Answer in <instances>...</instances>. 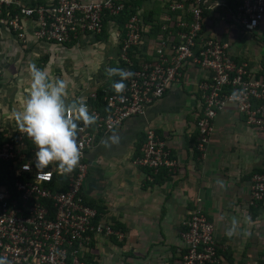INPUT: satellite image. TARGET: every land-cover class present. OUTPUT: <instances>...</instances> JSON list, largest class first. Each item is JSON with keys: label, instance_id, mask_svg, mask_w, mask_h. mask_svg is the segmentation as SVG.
<instances>
[{"label": "built area", "instance_id": "2783aa9c", "mask_svg": "<svg viewBox=\"0 0 264 264\" xmlns=\"http://www.w3.org/2000/svg\"><path fill=\"white\" fill-rule=\"evenodd\" d=\"M132 0H53L49 4L27 5L22 0H0V24L8 26L18 39L25 41L31 33L37 40L65 45L102 32L106 10L117 14ZM218 0H173L161 16L166 38L147 50L146 59L135 50L139 65L134 69L129 51L144 44L142 31L150 26L134 15L126 24L120 57L134 75L125 80V91L104 97V110L92 104L96 90L78 99L97 117L92 126L79 122L78 145L81 158L69 174H61L54 162L48 169L35 167L36 146L20 128L0 145V256L11 264H98L82 258L95 235L116 234L112 224L95 221L96 208L86 203L83 188L90 164L88 151L101 133L111 132L133 116L145 114L147 108L164 96L181 80L184 70L199 66L209 72L199 84L202 107L197 121L195 148L204 157L214 131V120L229 104L245 115L248 125L264 129V76H255L248 62H237L230 42L204 33V8ZM237 4V20L242 27L254 30L264 18V0H230ZM180 12V14H175ZM174 29L176 30L174 32ZM143 47V46H142ZM153 56V58H152ZM3 69L0 66V79ZM123 96V101L120 96ZM136 163L151 169L174 173L178 167L166 141L154 128L146 139ZM264 200V173L251 178L252 204ZM182 238L185 248L173 264H221L215 226L201 208L189 211ZM257 264V263H254Z\"/></svg>", "mask_w": 264, "mask_h": 264}, {"label": "crops", "instance_id": "0c3cea01", "mask_svg": "<svg viewBox=\"0 0 264 264\" xmlns=\"http://www.w3.org/2000/svg\"><path fill=\"white\" fill-rule=\"evenodd\" d=\"M52 1L23 0L25 4H49ZM165 2H162L163 5ZM154 6V0H151L149 7ZM207 9L204 33L230 42L235 60L248 62L250 71L257 72L263 68L264 18L257 27L263 41L254 46L256 57L252 59V55H245L244 44H237L238 36H232V30L239 33L248 30L236 18L237 4L230 0H218L208 5ZM164 13L165 10L160 16ZM80 40V44L76 42L67 47L37 40L28 33L26 40L21 41L8 26L0 24V66L3 69L0 79V128L15 127L9 129L10 133L19 128L14 113L22 110L30 91L31 81L27 76L30 72H8L6 67L13 59L27 57L30 64L36 56L48 54L47 60L39 59L41 63L45 62V66L40 64V69H46L52 80L60 78L68 83V103L94 91H88L83 86L79 88L91 78L89 73L94 65L87 70V77L84 76L83 61L89 63L92 57L88 54L85 59L80 57L78 47L82 46L79 48L82 50L98 44L102 65L107 62V68H118L115 62H119L121 50L120 32L116 27H109V36L105 40L94 41V36ZM93 50L97 55V48L93 47ZM61 52H65L64 58L55 59L53 55ZM69 56H72L77 72L81 70L79 76L71 74L69 67L63 74L59 67H55ZM208 74L204 68L188 66L181 80L150 105L145 114L130 117L119 128L101 133L95 147L88 151L90 168L83 188L84 197L88 202L96 201L97 206L102 208L99 216L103 223L112 224L124 234L122 238L116 234L95 235L90 249L84 250L88 259L98 264H173L175 257L185 248L182 231L188 213L201 208L214 223L218 247L231 253L230 260L222 254L221 264L264 261V200L259 205L251 201L252 175L257 171L264 172V129L248 125L245 115L234 104H229L215 118L214 131L202 157L195 148L197 121L202 107L199 84ZM13 76L18 78L14 88L9 80ZM106 76L104 69L102 85L112 79ZM77 79L79 83L75 82ZM149 128H154L166 141L178 164L176 171L168 172L169 175L162 169L159 174L163 177L159 182L151 178L152 172L148 168L136 163ZM113 134L119 136L118 143L110 140ZM233 217L240 221L242 231L247 235H225ZM118 224L121 229L116 226Z\"/></svg>", "mask_w": 264, "mask_h": 264}, {"label": "clouds", "instance_id": "9594fccd", "mask_svg": "<svg viewBox=\"0 0 264 264\" xmlns=\"http://www.w3.org/2000/svg\"><path fill=\"white\" fill-rule=\"evenodd\" d=\"M30 91L21 111L14 113L15 120L21 132L27 134L36 146L35 167L38 171L48 169L54 162L61 174L71 173L79 164L81 150L78 145L79 122L84 126H92L97 117L89 113L88 106L73 100H66L68 83L60 78L52 80L46 69H40L35 64L30 68ZM109 78L118 76L119 80L112 84L117 94L125 91V80L134 73L123 68H107ZM123 101L124 97L121 95ZM112 143L119 142V136L110 137ZM247 235L242 231L240 221L233 217L225 229L228 237ZM0 264H11L7 257L0 256Z\"/></svg>", "mask_w": 264, "mask_h": 264}, {"label": "trees", "instance_id": "16d2710c", "mask_svg": "<svg viewBox=\"0 0 264 264\" xmlns=\"http://www.w3.org/2000/svg\"><path fill=\"white\" fill-rule=\"evenodd\" d=\"M23 1V0H22ZM151 0H132L126 3L125 7L123 10H121L119 13L117 14H113L110 13L109 10H106L103 16V27H102V32L98 33L94 36V41H102L108 38L109 36V27L112 25L114 27L117 28V30L120 32V42H119V49L121 50L122 46H123V40L126 36V24L128 23V21L131 19L132 16L134 15H138L142 22H144L146 25L150 26V31L144 32L142 31V33L144 34V44L141 46H134L133 49H131L129 51V56H133V52L134 50L136 52L139 53L140 56L145 57L146 59H151V55L147 52V50L151 49L154 50V46L155 44H158L161 39L166 38L168 32L167 30H163L162 29V21H161V16L160 13L163 12L164 10H166L167 8H169L170 6V2H172L173 0H160V2L166 1L164 3V5L162 7H160L159 9L157 8V3L159 0H154L155 6L154 7H149V2ZM180 1V0H178ZM27 5H36L34 3L32 4H27ZM208 9L204 8V15H207ZM175 14H180V12H176ZM204 29H205V25H204ZM176 30L174 29V32ZM74 43H76V40L66 43L65 45L67 47H70L72 45H74ZM143 46V47H142ZM49 57L48 54H46L45 56L42 57L43 60H47ZM153 58V56H152ZM132 59H134V65L130 66V69H134L136 67H138L139 65V58H134V56L132 57ZM236 60L238 62H242V60L236 58ZM115 66L118 68H123L126 69V67L128 66L126 61L123 60L121 57L119 58V62L116 64L115 62ZM255 76L260 77V76H264V65L263 68H260L259 71L255 72ZM119 80L118 76H114L112 77V79L102 85H98L96 88V92H97V99L92 100L91 102L92 104L98 106L101 108V110H104V97L109 94L112 93L114 90L112 88V84ZM9 129H2L0 128V145L2 143H4L6 140L9 139ZM151 171V169H149ZM163 173L168 174L167 169H163ZM166 170V171H165ZM152 172V171H151ZM258 172V171H257ZM264 173V172H262ZM154 177V181L159 182L162 180L161 174L157 173L153 175ZM86 200V199H85ZM96 204H95V203ZM88 202V200H86V203L94 208H96L98 210V212L102 211V208L100 206H97V202ZM258 205L261 203L257 202ZM252 207H255L256 205H251ZM100 214V213H99ZM100 219V216L98 215V217L96 218V222ZM118 227V229H121L122 226L120 224L116 225ZM218 252L220 254H224L229 260L231 259L230 255L231 253L226 250V251H222L221 248L218 247ZM82 258L86 261H90L91 259H88L85 255L82 256ZM257 264H264V261L259 260L257 262Z\"/></svg>", "mask_w": 264, "mask_h": 264}, {"label": "rangeland", "instance_id": "374dc122", "mask_svg": "<svg viewBox=\"0 0 264 264\" xmlns=\"http://www.w3.org/2000/svg\"><path fill=\"white\" fill-rule=\"evenodd\" d=\"M163 6V3L160 2V0L158 1L157 4V8L159 9L160 7ZM238 36L239 41L237 44L242 45L244 44V46L246 47V52L245 55H252V59L255 58L256 56L254 55V51L253 48L255 45H259V43H261L263 40L260 39V37L262 38V36H260L259 34V29H255L253 31H248V30H244L242 33L237 32L236 30H232V36L235 38ZM239 34V35H238ZM106 42V41H104ZM264 43V42H263ZM82 47V46H80ZM80 47H78L79 53H80V57H83L84 59L87 58L89 55L90 57H92V59L90 60V62L88 63L87 61H83L85 62V64L82 66L83 68H85L84 70H86L85 72L83 71V75L87 77V73H88V69L89 68H93L92 65H94L93 69L91 70V73H89V77H91L90 79L85 81V85L82 83L81 85H79V88H81L83 86V88H85L86 90L90 91L91 89H96L98 84L102 83V71L104 72V69H107L106 63H103L102 65V58L100 55V52L98 51L99 49V45H95V46H89L88 48H84V49H79ZM93 47L97 48V55L96 53H94L95 50H93ZM237 48V47H236ZM235 48V49H236ZM74 54H76V52H73ZM86 53V54H84ZM82 54V55H81ZM88 54V56H87ZM70 55V54H69ZM84 55V56H83ZM104 54H102L103 56ZM41 56V57H40ZM44 56V54L42 55H38L35 57V59H33L31 61V63H28V58L24 57V59L22 60H18V57L16 59H13V61L11 62L10 66H7L6 68L8 69V72H10L11 74H13L15 71H20V70H26V72H30L29 68L31 64H35L36 67L41 68L43 64L45 66V62L41 63L40 61L43 60L42 57ZM55 57V59H62L64 58L63 56H65V52H62L57 54V55H53ZM41 59V60H39ZM94 60V61H93ZM95 60H97V62L95 63ZM73 62V58L72 56H69L68 58H66V61L63 60V62H59L57 63V65L55 67H59V70L61 72V74L65 73L66 70H69L68 67L71 69V74L76 75V73L78 74L77 76H79L81 74V70L79 69V71L77 72L76 67L74 66V64H72ZM95 63V64H94ZM25 64V65H23ZM29 80L31 81L30 78V73H27ZM107 75V74H106ZM15 77V76H13ZM9 77L10 83L12 84L13 88L15 87L14 84H16V82L18 81V78L15 77ZM107 77V76H106ZM76 83L80 82L78 79L77 81H75ZM75 84V83H74ZM76 86V85H75ZM74 86V87H75ZM15 128V127H12ZM9 128V129H12Z\"/></svg>", "mask_w": 264, "mask_h": 264}]
</instances>
